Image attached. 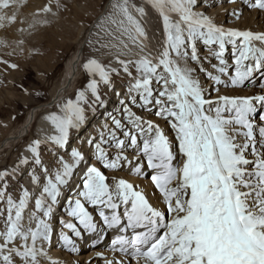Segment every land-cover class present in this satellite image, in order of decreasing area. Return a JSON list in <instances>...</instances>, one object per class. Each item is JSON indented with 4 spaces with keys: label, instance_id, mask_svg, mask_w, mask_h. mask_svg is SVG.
<instances>
[{
    "label": "snow or ice",
    "instance_id": "6c2138e0",
    "mask_svg": "<svg viewBox=\"0 0 264 264\" xmlns=\"http://www.w3.org/2000/svg\"><path fill=\"white\" fill-rule=\"evenodd\" d=\"M19 3L0 0V28L17 22ZM147 3L160 22L154 39L144 7L113 0L110 17L119 19L111 22L127 37L114 45L118 66L86 58L85 86L44 116L52 134L27 145L31 159L21 156L0 170V264H59L48 250L57 234L53 219L73 184L63 208L67 219L58 218L59 242L68 252L82 238L98 244L112 233L111 258L97 253L104 264H264V115L256 119L264 109V28L218 22L211 11L216 0ZM242 3L264 13V0ZM55 7L50 2L33 13L28 29L51 23L67 5L56 0ZM242 15L231 12L235 20ZM0 46L12 47L5 40ZM133 48L135 58H127ZM0 64L5 71L19 67L3 57ZM114 76L126 78L122 91ZM257 83L258 94H221ZM102 86L116 98L111 109ZM89 112L102 122L70 146ZM42 145L56 150L48 164ZM30 164L40 191L23 187L14 198L9 178Z\"/></svg>",
    "mask_w": 264,
    "mask_h": 264
},
{
    "label": "rangeland",
    "instance_id": "374dc122",
    "mask_svg": "<svg viewBox=\"0 0 264 264\" xmlns=\"http://www.w3.org/2000/svg\"><path fill=\"white\" fill-rule=\"evenodd\" d=\"M38 1L41 2L43 7L51 2L53 11H56V0ZM108 1L60 0V3L67 5V7L61 8L57 16L49 17L52 21L49 24L40 23L35 30L28 29V22H31L33 18V16L28 15L29 17L17 19L19 21L24 20L25 23L23 24L17 21L14 24L5 26L8 31L16 27L17 29L13 30L18 33L14 38L16 42L23 40L24 43L22 45L15 43L17 46L13 48L16 49V52L12 56L7 55L12 48L8 49L5 47L3 51H0V57L19 65L16 69L8 68L5 71V65L0 64V140L11 129L23 122L27 112L32 107L50 100L51 89L61 76L64 61L75 47V44L71 42L72 37L77 36L80 30L87 29L96 15L104 9ZM139 2L140 0L135 1V3ZM22 6L23 3H21ZM112 11V9H109L107 15L110 16ZM22 28L25 29L24 32L20 31ZM113 42H116V38L111 30L101 36H99V32H96L86 46L85 59L94 56L101 62L108 64L111 59L109 55L116 44ZM21 48L23 51H21ZM103 56L105 57L102 58ZM82 76L79 79L77 90L68 97H74L75 93L85 86L88 77L84 71ZM125 80L126 78L121 79V77L114 76V81L116 82H125ZM101 94L107 95L109 101L113 97L105 86L101 87ZM55 110H57V107L53 108V111ZM88 116L89 120L94 117L91 112L88 113ZM35 131L36 126L34 125L28 136L0 153V170L4 168L11 169L21 156L26 155L24 152L25 148L33 139L37 138ZM79 133L80 131L78 133L74 132L72 137L78 136ZM41 155L42 159L48 164L56 155V150L49 145H42ZM29 158L31 159V156ZM32 167L33 165L31 164L22 166L15 179L9 178L8 191L14 198L19 197L23 187L34 191L31 179L29 183L25 180L26 175L30 178ZM36 171L39 173V168Z\"/></svg>",
    "mask_w": 264,
    "mask_h": 264
},
{
    "label": "bare ground",
    "instance_id": "6f19581e",
    "mask_svg": "<svg viewBox=\"0 0 264 264\" xmlns=\"http://www.w3.org/2000/svg\"><path fill=\"white\" fill-rule=\"evenodd\" d=\"M135 1L136 0H128L130 5H136L138 7H144L146 9L147 15L143 17V23L146 25L147 31L149 33V37L154 39L153 34L157 33L160 28L159 19L148 5L147 0H140L139 3H135ZM21 3H23L24 6V7L22 6L23 8L21 7ZM112 3L113 0H109L106 6L104 7V9H102L93 19L91 25H89V27H87V29L85 30H80L77 36L72 37L71 42L72 44H75V47L71 51L68 58H66V60L64 61V67L61 76L51 89L50 100L45 103H41L32 107L27 112V115L23 120V122L20 123L18 126L14 127L13 129H11L7 133V135L0 140V153L9 147H12L14 144L21 141L24 137L28 136L34 125L36 126L35 132L37 138H43L46 134H52L53 129L51 128L50 124L44 120V116L48 112L53 111V108L56 107L59 102H61L63 99L67 98L68 96L72 95V93L77 90L79 79L83 77L82 73L84 70L82 68V63L84 62L86 55L85 49L89 40L93 37V35L96 32H99V36H101L104 33H107V31L111 30L116 38V42H113L116 43L115 46H120L121 41L127 43V37L121 35L122 29L118 26V24H114L111 22V19L118 20L119 17H110L107 15L108 10L112 9L111 7ZM42 7L43 6L41 5V2H39L38 0H20V3L18 5V18L29 17L28 15L33 16V13H35L38 9ZM225 9H227V11H225ZM234 9L242 10L243 15L241 19L235 20L231 16V12ZM211 11L216 15L218 22H221L226 26H234L242 30L244 29L260 30L264 28V13L258 12L257 10L249 9L246 5L242 3V0H237L236 4H230L228 0H216L215 6L211 9ZM17 21L20 22L19 20ZM15 28L16 27H13L9 31L6 30V27L0 28V40L7 41L9 44H11L12 46L11 48L17 46L15 45L16 39L14 37L15 35H17L18 32H15L16 30L15 31L13 30ZM4 48L5 47L0 46V51H3ZM136 51L137 50L133 48L132 53H128L127 58H135L134 53ZM203 51L204 50L201 47V52L203 53ZM117 52H118V47H114L112 53L109 55V57H111L109 61L113 63V66H118L115 64L114 61V56L117 54ZM104 57L105 56H103L102 58ZM229 62L231 63L230 56H229ZM205 67H208V65L205 64ZM200 76L203 81L204 80L203 74L201 73ZM259 79L260 78L258 76L257 77L258 82ZM114 83L117 85V88H119L121 91L123 90L122 86L124 85L125 82L114 81ZM259 92L260 89L258 87V83L256 85L250 84L246 86L244 89L237 90L236 92H232L231 90H227L223 88L221 89V94L249 95V94H258ZM213 95H215V93H213ZM115 103H116V98L113 96L109 102V109H111L115 105ZM102 111L100 110L98 111V113ZM261 111H259V113L257 114L256 117L257 120L259 115H264V110ZM97 115H96L97 117L94 116L92 119L88 121V124L80 130L78 136L72 137L70 139V146H78L81 139L87 138L89 135L94 134V130L102 122L101 115L99 114ZM26 149L27 147L24 150L25 154L31 156V153H29ZM84 150L87 151V148L85 147ZM118 175L124 176L126 175V173L120 172L118 173ZM27 176L28 175L25 176V180L26 182L29 183L30 178ZM78 176L79 173H77V177ZM132 178L135 179V177ZM142 183L147 184L148 180L144 179ZM72 187H74V184L64 191V196L61 198V204L56 209L53 223H54V227L57 229V234L53 236V239L49 246L48 249L49 256L52 258V261H59V264H104V258L97 256V253H103L104 257L111 258L112 253L110 251L109 244H110V240L112 239V235H113L112 233H108L105 236L106 238L104 237L103 241L98 244H94L92 237H86L80 239L77 243V251L75 253H71L64 250L62 243L59 242L58 230L60 228V225L58 223V218L65 217V219H67L63 208H64L65 200L70 194ZM33 190L38 193L40 191V188L34 186ZM48 264H51V262H48Z\"/></svg>",
    "mask_w": 264,
    "mask_h": 264
}]
</instances>
